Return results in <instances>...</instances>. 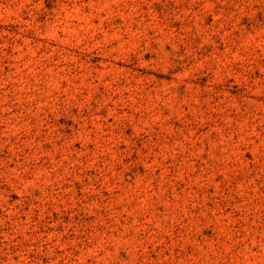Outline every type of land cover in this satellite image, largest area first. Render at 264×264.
Masks as SVG:
<instances>
[{"label":"rangeland","instance_id":"1","mask_svg":"<svg viewBox=\"0 0 264 264\" xmlns=\"http://www.w3.org/2000/svg\"><path fill=\"white\" fill-rule=\"evenodd\" d=\"M0 264H264V0H0Z\"/></svg>","mask_w":264,"mask_h":264}]
</instances>
